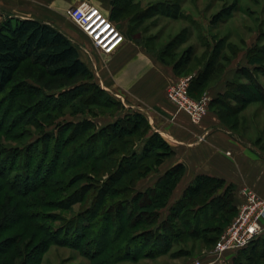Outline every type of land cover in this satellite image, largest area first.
<instances>
[{
	"label": "trees",
	"instance_id": "trees-1",
	"mask_svg": "<svg viewBox=\"0 0 264 264\" xmlns=\"http://www.w3.org/2000/svg\"><path fill=\"white\" fill-rule=\"evenodd\" d=\"M118 1H109L112 5L109 17L122 30L117 21L130 17L131 13H125V7L120 6ZM127 2L130 0H123L124 4ZM168 12L177 17L172 11ZM126 28L123 35L133 38L129 23ZM189 57L190 54L185 59ZM262 58L255 51L247 61L251 68L244 66L236 70L238 77L243 74L251 81L257 93L252 91V87L236 84L237 77L228 81L225 91L209 102L208 110L215 113L229 130L234 129V125L228 121L230 114H235L233 104L255 96H260V100L264 101V88L257 80L259 73L264 75ZM159 59L167 64L162 58ZM224 61H228L227 56L222 54L218 59L212 53L205 62L204 70L192 77L189 92L195 84H203L215 74L221 76L226 68L222 63ZM187 62L180 60L173 63L174 73L180 75L182 65ZM20 72L22 81L29 88L16 92L15 106H37L46 102L49 92L53 98H57V103L63 101L65 106L70 107L72 115L89 113L91 118H95V111L85 107L92 95H84L94 90L104 94L105 100L97 102V105L102 103L110 109L111 115L123 108L120 100L98 85L92 71L80 58L75 43L57 26L34 17L7 15L0 21V93L7 89L9 93L12 92L10 83ZM231 86L237 87V93L232 91ZM240 92L247 93L248 97H240ZM6 108L10 109V105ZM37 114L41 116L42 113L38 111ZM14 117L8 127L1 125L4 120H0V133L5 132L4 139L9 138V132L16 125L26 124L25 121L14 122L18 114ZM31 122L36 128H41L45 123L42 119ZM39 138L50 143H43L38 150L30 144L24 152L17 148L12 151L0 143V242L5 245L0 249V264H15L18 256H25V260L30 249L31 256H39L52 243L81 248L94 244L96 248L92 253L97 257L101 254L104 256L99 264H109L112 259H117L120 252L123 256L129 254L132 260L158 256L169 252L170 247L180 242L179 238L185 234L184 226L189 223L188 214L199 212L202 208L205 211L213 208L221 211L219 217L225 222L239 204L234 184L206 174L195 175L181 195L169 204L170 196L185 172V165L180 162L165 169L156 177L153 185L138 188V182L149 173L158 172L161 163L173 155L174 150L160 133L152 130L146 116L136 110H125L121 117L101 127H97L90 118L66 121L57 131H44ZM38 139L36 144L39 143ZM85 161L93 162L90 171L68 174L69 170ZM94 169L101 171L100 175H94L91 172ZM79 179L84 180L78 185L83 196L89 188L95 190L89 206L92 210L71 218L46 211L51 209L52 203V209H68V206H61V202L75 196L73 190L58 200L49 196L66 192ZM125 207H129L132 213L125 214ZM163 207L170 209L166 217L160 220L159 209ZM147 208L154 217L149 222L152 227L137 235L132 234V230L140 224L139 220L148 212ZM212 215L211 212L209 217ZM231 220L222 228L214 227L218 233L213 239L200 238L205 243L214 244L220 230L225 229ZM96 226L98 229L95 231ZM192 228L198 232L196 225ZM71 231L73 238L69 236ZM148 240H152L151 243H147ZM21 241L20 248L17 242ZM132 246V252L128 251ZM234 252L231 264H264V232L246 247L231 253Z\"/></svg>",
	"mask_w": 264,
	"mask_h": 264
},
{
	"label": "rangeland",
	"instance_id": "rangeland-1",
	"mask_svg": "<svg viewBox=\"0 0 264 264\" xmlns=\"http://www.w3.org/2000/svg\"><path fill=\"white\" fill-rule=\"evenodd\" d=\"M3 1L9 2L10 0ZM52 1H55L54 4H52ZM85 1L99 6L105 13L110 15L112 10V5L109 4L110 0H30L28 1V7L32 8L33 13L36 14L37 17L34 18L41 19L55 26L61 24L67 31L77 33L76 36L79 37V45H75L79 49L80 58L82 60L85 59L83 61L86 62L85 64L92 71L94 80L101 86L100 76L102 72L100 69V62H96L92 55L96 57V54H99L102 56V59L107 57L98 51L90 39L82 33L66 15L68 7L79 5ZM118 4L125 7V13H131L130 17L117 21L118 25L122 27V33L126 31V24L129 23L131 27L130 32L134 33L133 39L136 43L141 45L146 52L153 53L152 55H155L156 59L165 66L172 67L173 63L180 60L182 62L188 61L182 65L180 75L166 85L165 95L167 99L168 86L179 77L190 75L193 77L202 72L208 57L212 53L218 59L222 54L223 56H227L228 61L222 62L225 65L224 68H226L224 72L221 73V76L215 74L212 78L207 81L205 80V83L199 85L195 84L189 92V95L194 99L208 97L210 102L218 93L225 91L226 83L238 77L237 75H239V73L237 74L236 70L239 67L247 66L251 68V66H248L247 61L253 52L256 51L258 55H262L264 63V0H130V2L125 4L123 0H119ZM52 5H54V8ZM171 8H174V11ZM168 11H172L177 17L171 16ZM11 14L16 13L11 12ZM254 47H256L258 51L256 49L254 50ZM252 48L253 51L251 52L250 50ZM188 54H190V57L185 59ZM159 58H162L167 64L161 62ZM20 74L21 72L18 73L15 79L10 83L11 93H9L8 89L0 93V120H4V123L1 125L4 127L11 125L10 120L12 121V118H15L14 115L17 114L18 119H13L14 122L18 123L25 121L26 123L18 126L16 125V127L14 126L15 129L9 132L11 135H8V139H4V131L0 133L1 146L12 149V151H15L13 148H17V150L23 149L24 152L30 144H33L34 147L36 146V150H38L43 143H50L48 140H39L41 133L44 131L55 132L58 127L66 121L90 118L95 121L97 127H101L112 122L116 117H121L125 110H128L121 101L123 108L111 115L109 108H105L102 103L97 105V102L100 103L105 100L104 94L94 92V90H90L84 93V95L86 97L92 95V98H88L85 107L92 109V112L95 111V115L97 116L95 118H91L89 113L72 115L70 107L67 105L65 106L63 101L62 103H57V98H53V95L49 92L47 94L49 97L44 103L38 104L37 106L28 104L27 106L22 105V107H18L14 104L17 103L14 97L16 92L22 91L21 89L26 91V89L29 88V86H26L25 82L22 81L23 77H21ZM257 80L264 88V75L262 73L257 75ZM27 83L33 85L31 81H27ZM235 83H240L249 88L253 86L251 81L244 77L243 74L236 79ZM236 88L237 87L231 86L232 91L235 93H237ZM251 89L257 93L255 87ZM240 93V97H246V95L248 97L247 93ZM56 94H58V92L54 93V95ZM114 97L117 99L116 96ZM168 101L170 100L168 99ZM243 102H236V104H233L235 105L233 110L235 114H230L231 116L228 117V121L230 124L234 125V129L229 131L240 143L247 145L254 153L264 158V101L260 100V96H255V98H246ZM21 103H23V101ZM8 104L10 105V109L6 108ZM38 111H41V116L38 114L36 116ZM33 119H42L45 123L41 128H36L32 125L33 123L31 120ZM191 123L196 124L194 122ZM6 132H8V129H6ZM66 134L67 133L64 135ZM37 139L39 143L36 144ZM93 143L97 144L98 142L93 141ZM90 164H93V162H81L79 165L69 170L68 174L75 175L83 173L84 171H90ZM91 172L94 173V175H100L101 171L94 169ZM83 181L84 180L79 179L69 190H66V192H58L49 196L53 200H58L61 199L62 196H65L66 193L73 190V192L76 193L75 196L61 202V206H68V209H52V207H54L52 203L51 209L46 211H50V213H59L60 216L71 218L77 214L87 213V211H90L89 209L92 210L93 208L89 206L93 202L92 195L95 190L89 188L83 196L80 192V188H78V185L83 183ZM247 188L251 189L249 187ZM251 190L259 195L253 189ZM175 195H178L177 192ZM242 200V195H240V199L237 201V203H239L237 208L232 214L228 215V219L225 222L219 217L221 211H216V209L213 208L208 211L202 208L199 212L188 214L189 223L187 226H184L185 234L179 238L180 242L170 247L169 252L165 254L132 260L129 258V254L123 256V253L120 252L117 259H112L109 264H190L195 259L215 260L217 258L214 264H231L232 257L236 252H234V254L231 252L223 253L219 257L212 252L216 241L225 229L220 230L221 232L218 234V238L214 244L213 242L205 243L200 236L206 238L212 237L213 239L218 233V229L214 231V227L220 226L222 228L226 226L228 221L238 214ZM125 208V214L132 213L129 207ZM169 209L170 207L159 209L160 220L166 217ZM147 211L148 212L142 216V220H139L140 224L132 230V234L137 235L152 227L149 222H151L154 217H152V212L149 211V208H147ZM211 212L213 215L209 217ZM194 214L196 215L194 216ZM141 221L146 223H141ZM259 221L264 225V214L260 217ZM177 223L178 222H176V224ZM193 225L197 226L198 232L193 231ZM94 229L96 231L98 226ZM202 229L205 230L200 232ZM69 236L73 238L72 231ZM151 241L152 240H148L147 243H151ZM21 243L23 242H17L20 248L22 247ZM119 243L120 242H118V244ZM4 246L5 245L0 242V249L4 248ZM85 247L81 248L71 244L63 245L52 243L39 256L38 254L31 256L32 250L30 249L25 260L23 259L25 256H18L14 262L15 264H26L28 261L27 264H36L38 261L37 259H39L38 264H99L104 260L103 254L97 257L96 254L92 253L96 245L91 244V246L88 247L86 244ZM132 248L133 246L128 248V251L132 252Z\"/></svg>",
	"mask_w": 264,
	"mask_h": 264
},
{
	"label": "crops",
	"instance_id": "crops-1",
	"mask_svg": "<svg viewBox=\"0 0 264 264\" xmlns=\"http://www.w3.org/2000/svg\"><path fill=\"white\" fill-rule=\"evenodd\" d=\"M28 1L0 0V18L7 15L37 17L28 7ZM57 26L79 45L77 33L67 31L61 24ZM92 56L100 62L102 88L116 96L128 109L145 115L152 130L160 133L174 150L173 155L161 163L158 172L149 173L138 182V188L153 185L165 169L180 162L185 165V172L174 188L169 204L181 195L197 174L215 176L234 184L238 199L240 190L247 187L264 198V158L240 143L212 111L208 110L196 124L191 123L184 112H176L165 95L166 85L178 76L172 67L160 63L126 35L123 43L114 53L106 55L107 58L102 59L99 54Z\"/></svg>",
	"mask_w": 264,
	"mask_h": 264
},
{
	"label": "built area",
	"instance_id": "built-area-1",
	"mask_svg": "<svg viewBox=\"0 0 264 264\" xmlns=\"http://www.w3.org/2000/svg\"><path fill=\"white\" fill-rule=\"evenodd\" d=\"M66 15L103 55H111L124 41L122 30L97 5L85 1L68 7ZM191 79V75L179 77L168 86L167 96L176 112H185L191 122L199 123L208 112L209 99L208 97L194 99L189 95ZM240 195L243 200L238 214L231 220L213 247L212 252L218 257L223 253L246 247L264 230V225L259 221L264 214V198L248 188H242ZM217 259H195L190 264H214Z\"/></svg>",
	"mask_w": 264,
	"mask_h": 264
}]
</instances>
